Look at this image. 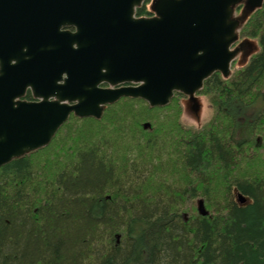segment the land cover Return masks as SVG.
<instances>
[{
	"label": "trees",
	"instance_id": "16d2710c",
	"mask_svg": "<svg viewBox=\"0 0 264 264\" xmlns=\"http://www.w3.org/2000/svg\"><path fill=\"white\" fill-rule=\"evenodd\" d=\"M240 37L258 52L205 81L215 116L201 131L176 106L160 119L122 99L3 166L0 264H264V3Z\"/></svg>",
	"mask_w": 264,
	"mask_h": 264
},
{
	"label": "water",
	"instance_id": "95a60500",
	"mask_svg": "<svg viewBox=\"0 0 264 264\" xmlns=\"http://www.w3.org/2000/svg\"><path fill=\"white\" fill-rule=\"evenodd\" d=\"M142 1L0 0V168L47 147L71 114L100 120L121 98L161 108L181 93L196 112L195 93L229 76L242 20L264 2L153 0L152 17L134 18ZM27 89L35 102L21 100Z\"/></svg>",
	"mask_w": 264,
	"mask_h": 264
},
{
	"label": "rangeland",
	"instance_id": "374dc122",
	"mask_svg": "<svg viewBox=\"0 0 264 264\" xmlns=\"http://www.w3.org/2000/svg\"><path fill=\"white\" fill-rule=\"evenodd\" d=\"M243 12H239L238 15H241ZM242 55L239 56L238 60L236 59V62L232 65V70L233 72L238 71L241 67H243L244 65H246L249 61V59L252 57V55H254V53H256L257 51V47H256V43L254 42H250L248 40H246L245 38H242ZM246 50V52H245ZM200 99V103H201V112H200V116L198 117L197 120H195L193 118V116L191 117L189 109H188V103L183 100L182 98H180L179 96H177V101H175L173 103L172 108L169 109H165L164 111H162L161 113H159V117L158 118H164L163 116L165 115H170L171 112L174 110L175 106L177 107V112L179 113L178 119L180 124L182 125L183 128L190 130V131H194V130H198L201 131L204 127H206L210 121H212V119L215 116V104L212 100V96H201L199 97ZM264 166V162L263 163H255L252 165V168L256 169V171H259L263 168ZM199 200H203V199H198L193 201L194 202V208H195V212L196 215H200L197 211V202ZM204 201V200H203ZM204 208L207 211V215L209 216V211L207 210L206 206H205V202H204Z\"/></svg>",
	"mask_w": 264,
	"mask_h": 264
},
{
	"label": "flooded vegetation",
	"instance_id": "af4514ba",
	"mask_svg": "<svg viewBox=\"0 0 264 264\" xmlns=\"http://www.w3.org/2000/svg\"><path fill=\"white\" fill-rule=\"evenodd\" d=\"M150 1L151 0H143V2H142V4H141V6H140V8H138V9H136V12H135V17L136 18H142V17H144V18H149V17H151L152 16V14H149V12H148V8H149V4H150ZM146 9V11H147V14L146 15H140L139 14V10L140 9ZM61 32H66V33H69V34H75L76 32H77V30H76V28L75 27H73V26H69V27H65V28H62V30H61ZM238 44V43H237ZM74 48H76L75 46H73ZM242 50H243V47H242ZM245 52H246V50H245ZM244 53V52H243ZM240 55H242V54H239V56ZM239 56H238V58H239ZM252 56H254V55H252ZM251 59V58H250ZM238 60V59H237ZM236 62V61H235ZM234 62V63H235ZM249 62V61H248ZM214 74H216V73H214ZM216 75H218L219 77H220V75L219 74H216ZM65 77V76H64ZM221 78V77H220ZM100 86V88H107L108 87V85H106V84H102V85H99ZM122 86H130V85H128V84H123V85H120V86H118L119 88L120 87H122ZM117 87V88H118ZM205 96V95H212L211 93H205L203 90H201V91H199L198 93H196V97L198 98V102H197V109H196V112L195 113H192L190 116L192 117L193 116V118L195 119V120H197L198 119V117L200 116V112H201V103L199 102L200 101V99H199V97H201V96ZM180 98H182L183 100H185V97H183V96H179ZM21 100H23V101H26V102H29V103H31V102H34L35 101V99L33 98V96H32V93H31V91L30 90H26L25 91V93H24V95L22 96V98H21Z\"/></svg>",
	"mask_w": 264,
	"mask_h": 264
}]
</instances>
